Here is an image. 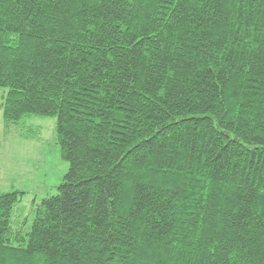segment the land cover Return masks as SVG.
<instances>
[{"label": "trees", "instance_id": "trees-1", "mask_svg": "<svg viewBox=\"0 0 264 264\" xmlns=\"http://www.w3.org/2000/svg\"><path fill=\"white\" fill-rule=\"evenodd\" d=\"M0 88L70 165L0 264H264V0H0Z\"/></svg>", "mask_w": 264, "mask_h": 264}, {"label": "rangeland", "instance_id": "rangeland-1", "mask_svg": "<svg viewBox=\"0 0 264 264\" xmlns=\"http://www.w3.org/2000/svg\"><path fill=\"white\" fill-rule=\"evenodd\" d=\"M6 93L7 89L0 88V195L18 193L12 230L25 235L42 201L57 194L70 165L57 143L55 118L23 119V125L38 131V139L23 138L17 126L5 132L2 104Z\"/></svg>", "mask_w": 264, "mask_h": 264}, {"label": "crops", "instance_id": "crops-1", "mask_svg": "<svg viewBox=\"0 0 264 264\" xmlns=\"http://www.w3.org/2000/svg\"><path fill=\"white\" fill-rule=\"evenodd\" d=\"M4 125V124H3Z\"/></svg>", "mask_w": 264, "mask_h": 264}]
</instances>
